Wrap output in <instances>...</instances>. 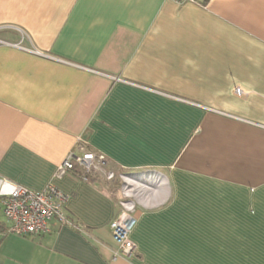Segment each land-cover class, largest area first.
Returning <instances> with one entry per match:
<instances>
[{
  "label": "crops",
  "instance_id": "0c3cea01",
  "mask_svg": "<svg viewBox=\"0 0 264 264\" xmlns=\"http://www.w3.org/2000/svg\"><path fill=\"white\" fill-rule=\"evenodd\" d=\"M0 264H264V0H0ZM144 174L131 212L71 152ZM54 185L80 232H7L1 199Z\"/></svg>",
  "mask_w": 264,
  "mask_h": 264
},
{
  "label": "built area",
  "instance_id": "2783aa9c",
  "mask_svg": "<svg viewBox=\"0 0 264 264\" xmlns=\"http://www.w3.org/2000/svg\"><path fill=\"white\" fill-rule=\"evenodd\" d=\"M173 1L178 4L197 3V0ZM75 164L86 172L97 170L99 172L101 164H104V157L85 150L71 151L57 167L56 177L60 178L72 172ZM81 180L86 181L84 177ZM68 198L67 194L51 184L40 191L16 186L1 199L2 213L9 224L7 232L18 236L44 234L49 231L47 225L51 220L80 232V228H77L64 210ZM131 212L132 210L123 208L109 224L117 245L113 253L114 260L119 257L130 258L136 252V246L129 238L130 231L136 222Z\"/></svg>",
  "mask_w": 264,
  "mask_h": 264
},
{
  "label": "rangeland",
  "instance_id": "374dc122",
  "mask_svg": "<svg viewBox=\"0 0 264 264\" xmlns=\"http://www.w3.org/2000/svg\"><path fill=\"white\" fill-rule=\"evenodd\" d=\"M108 170L105 164H101L99 172L98 170L94 172H97L104 182L112 181L115 176L120 180V188L111 194L120 202V210L124 208L129 211H134L137 209L138 205H142L144 201L150 200L151 197L158 194V183L155 185L147 184L148 181L150 182V180H148L150 176L142 175L141 173L135 175L130 173L127 174V172L121 170L111 172ZM150 178L152 180L153 176Z\"/></svg>",
  "mask_w": 264,
  "mask_h": 264
},
{
  "label": "trees",
  "instance_id": "16d2710c",
  "mask_svg": "<svg viewBox=\"0 0 264 264\" xmlns=\"http://www.w3.org/2000/svg\"><path fill=\"white\" fill-rule=\"evenodd\" d=\"M91 152V151H89ZM104 164L105 160H104ZM72 173L78 177V178H82L84 177L86 179V182L89 183H97L100 186H106L107 190L109 191V194L111 195L112 192H115L116 190H118V188H120V180L115 176L114 179L110 182H104V180L101 178V176L94 171H90V172H86V170H84L82 167H80L79 165L75 164L74 168L72 170ZM114 198V196H113ZM74 222V221H73ZM74 224L77 226V228H79V226L74 222Z\"/></svg>",
  "mask_w": 264,
  "mask_h": 264
}]
</instances>
